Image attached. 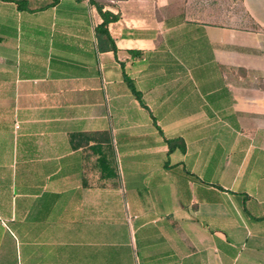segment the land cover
<instances>
[{
    "label": "crops",
    "instance_id": "1",
    "mask_svg": "<svg viewBox=\"0 0 264 264\" xmlns=\"http://www.w3.org/2000/svg\"><path fill=\"white\" fill-rule=\"evenodd\" d=\"M0 264H264V0H0Z\"/></svg>",
    "mask_w": 264,
    "mask_h": 264
},
{
    "label": "trees",
    "instance_id": "2",
    "mask_svg": "<svg viewBox=\"0 0 264 264\" xmlns=\"http://www.w3.org/2000/svg\"><path fill=\"white\" fill-rule=\"evenodd\" d=\"M95 3H97V2H95ZM97 7H98L100 13L104 16V22L100 26H98V31H102L105 34H107L108 33V30H107L108 23L114 19L117 20L119 18V15H110L109 12H106V11L104 12L102 10V5H99L98 3H97ZM173 142H174V140H172V139L168 140L170 148L173 146Z\"/></svg>",
    "mask_w": 264,
    "mask_h": 264
},
{
    "label": "built area",
    "instance_id": "3",
    "mask_svg": "<svg viewBox=\"0 0 264 264\" xmlns=\"http://www.w3.org/2000/svg\"><path fill=\"white\" fill-rule=\"evenodd\" d=\"M16 127H18V125H16Z\"/></svg>",
    "mask_w": 264,
    "mask_h": 264
}]
</instances>
